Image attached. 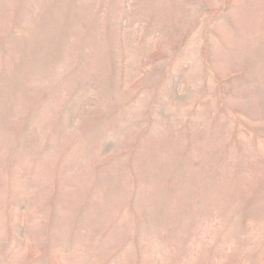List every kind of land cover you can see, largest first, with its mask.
<instances>
[{
	"label": "rangeland",
	"instance_id": "rangeland-1",
	"mask_svg": "<svg viewBox=\"0 0 264 264\" xmlns=\"http://www.w3.org/2000/svg\"><path fill=\"white\" fill-rule=\"evenodd\" d=\"M0 264H264V0H0Z\"/></svg>",
	"mask_w": 264,
	"mask_h": 264
}]
</instances>
